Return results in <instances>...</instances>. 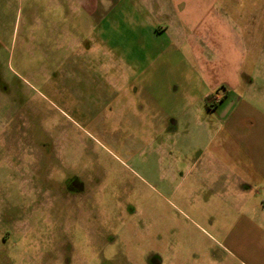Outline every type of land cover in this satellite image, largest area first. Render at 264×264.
Here are the masks:
<instances>
[{
  "label": "rangeland",
  "instance_id": "obj_1",
  "mask_svg": "<svg viewBox=\"0 0 264 264\" xmlns=\"http://www.w3.org/2000/svg\"><path fill=\"white\" fill-rule=\"evenodd\" d=\"M80 1L0 0V264H264V246L246 252L243 238L230 234L237 217L196 196L190 169L174 162L204 142L196 123L188 135L169 126L187 98L179 82L199 83L190 65L214 63L164 51L152 59L146 33L122 18L133 3ZM220 3L234 27L235 61L218 71L232 79L231 95L264 111V0ZM132 61L137 68L124 63ZM102 76L110 80L93 79ZM115 78L129 79L136 95L124 116L106 108ZM14 126L23 138L11 143ZM47 135L64 146L60 167L79 172L87 189L66 204L30 171L27 142ZM91 181L95 215L81 211L72 221L69 202L86 198ZM257 220L264 228V216Z\"/></svg>",
  "mask_w": 264,
  "mask_h": 264
},
{
  "label": "crops",
  "instance_id": "obj_2",
  "mask_svg": "<svg viewBox=\"0 0 264 264\" xmlns=\"http://www.w3.org/2000/svg\"><path fill=\"white\" fill-rule=\"evenodd\" d=\"M123 3H133L130 13L121 10L122 18L146 33L152 45V59L164 51L169 56H189L194 62L205 59L206 64L214 63L213 69L198 70L190 65L192 74H200L199 83L179 82L187 90V98L169 126L175 132L183 126L180 133L188 135L189 123H196L197 135L204 142L191 143L179 151L174 157L175 166L190 169L189 175L197 187L191 191L195 189L196 196L201 195L210 204L215 201L225 204L222 212L237 217L230 234L243 238L246 252L264 246V228L257 220L264 216V111L231 95L229 87L233 84L228 83L232 79L227 81V74L218 71V63L228 67V62L235 61L234 33H230L234 27L220 15V0H113L112 4ZM135 61L141 66L139 59ZM124 63L130 69L136 67L133 61ZM238 73L237 70V76ZM238 80L235 78L236 89L240 87ZM213 94H216L212 104L215 107L210 109L206 100ZM162 117L166 120L165 114ZM165 125L168 123L164 121L158 129L164 132ZM194 143H198V138Z\"/></svg>",
  "mask_w": 264,
  "mask_h": 264
},
{
  "label": "flooded vegetation",
  "instance_id": "obj_3",
  "mask_svg": "<svg viewBox=\"0 0 264 264\" xmlns=\"http://www.w3.org/2000/svg\"><path fill=\"white\" fill-rule=\"evenodd\" d=\"M57 48V47H56ZM93 79L99 80L97 83L105 84L106 82H103L102 80H110L108 77H95ZM115 90L111 93L107 94L104 98L105 101H107V111H110L111 113H115L116 115H123L125 113H130V107L131 103L133 104V101L136 95L134 96V93H131L130 83L128 82L129 79H118L115 78ZM124 81L128 82L125 83ZM139 107V105H138ZM143 107V113H144ZM140 109V108H139ZM138 111V110H137ZM140 111V110H139ZM142 111V110H141ZM19 129L14 126L13 132L14 135L8 136V140L11 143H16L20 139L23 138V136L17 134ZM155 131L158 132L157 129ZM18 140V141H17ZM56 138H53V136L47 135L44 138H33L30 139L29 146L32 148L33 151H31L30 155L32 162L34 164V167L30 170L33 175L40 176V178H43L44 185L48 184V186L45 188V190L51 191L54 193L53 197H56L59 199V201L64 200L63 203H67L66 196L68 194L76 195V196H82L86 194L87 189L85 188V185L83 181L81 180V174L77 171L66 169L64 170L62 167V163L58 160L59 150H62L64 146L61 145L60 142H55ZM61 166V167H60ZM97 166V165H96ZM99 171V167L97 166L94 171H91L90 174L93 176L95 173ZM54 173L63 174L65 177L61 183H56L55 181L52 182V185L49 181H47L45 178L48 177H54ZM58 184V186L55 185ZM56 186V190L55 187ZM96 183L91 181V185L88 189V195L86 198H79L77 199V202H69L71 203L72 211L75 212L76 215H74L75 218L71 219L76 220L77 218L80 219L81 217V211L88 214V219L92 217V215H95V208H96ZM44 187V186H42ZM45 191V192H46ZM58 201V200H57ZM58 201V202H59ZM68 205V204H67ZM83 216V215H82ZM87 219V223L90 224L91 220ZM95 219V217L93 218ZM92 219V220H93ZM59 251V249L57 250Z\"/></svg>",
  "mask_w": 264,
  "mask_h": 264
},
{
  "label": "trees",
  "instance_id": "obj_4",
  "mask_svg": "<svg viewBox=\"0 0 264 264\" xmlns=\"http://www.w3.org/2000/svg\"><path fill=\"white\" fill-rule=\"evenodd\" d=\"M216 94H213L212 96L207 98V105L210 109H213L215 106H213V101L215 100Z\"/></svg>",
  "mask_w": 264,
  "mask_h": 264
}]
</instances>
